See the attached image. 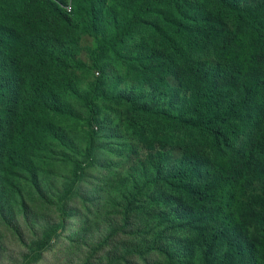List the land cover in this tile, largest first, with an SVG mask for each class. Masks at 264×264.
<instances>
[{"label":"trees","instance_id":"16d2710c","mask_svg":"<svg viewBox=\"0 0 264 264\" xmlns=\"http://www.w3.org/2000/svg\"><path fill=\"white\" fill-rule=\"evenodd\" d=\"M155 100L170 107L149 110ZM109 102L177 241L156 264H264V0H0V201L82 133L93 149ZM64 222L23 264L40 263ZM112 229L87 264L116 246Z\"/></svg>","mask_w":264,"mask_h":264},{"label":"rangeland","instance_id":"374dc122","mask_svg":"<svg viewBox=\"0 0 264 264\" xmlns=\"http://www.w3.org/2000/svg\"><path fill=\"white\" fill-rule=\"evenodd\" d=\"M136 91L138 102L148 99L144 89L138 87ZM147 103L152 107L149 110L157 113L170 107L166 101ZM78 117L84 119L83 115ZM97 122L93 149L89 150L88 133H82L77 143L69 142L72 146L56 153L49 174L39 175L6 201H0V264H23L33 244L48 228L59 225L64 216L60 239H54L39 264H87V255L114 231H105L106 225L120 233L107 255L119 248L117 244L125 246L88 264H156L158 252L175 246V236L166 235L167 225L160 224L158 213L163 206L158 204L157 195L153 197L152 188L143 189L144 160L136 150L138 142L133 141L126 115L122 119L113 102L103 103ZM79 165L83 167L80 180L63 202ZM129 172L133 174L131 180L125 176ZM103 207L108 214L116 210L118 216L108 217L107 222L101 217Z\"/></svg>","mask_w":264,"mask_h":264}]
</instances>
